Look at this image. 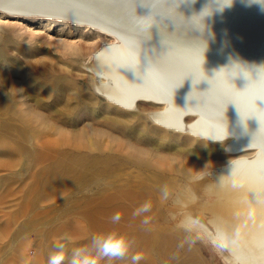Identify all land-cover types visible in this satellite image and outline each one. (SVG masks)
Instances as JSON below:
<instances>
[{"label":"bare ground","instance_id":"6f19581e","mask_svg":"<svg viewBox=\"0 0 264 264\" xmlns=\"http://www.w3.org/2000/svg\"><path fill=\"white\" fill-rule=\"evenodd\" d=\"M0 10L68 19L95 28L110 41L90 53L87 69L108 102L128 112L146 111L143 104L161 106L147 111L160 128L221 144L228 161L202 171L205 178L196 186L205 199H198L188 183L181 189L176 199L183 209L179 226L191 237L211 242L226 263L230 260L219 247L225 244L237 264H264V0H0ZM7 108L8 113L14 109ZM42 144L39 159L31 168L27 163L22 175L29 172L44 178L49 185L43 182L41 188L46 190L66 185L55 180L60 171L56 167L53 175L54 164L70 156L71 147L84 145L75 141L66 144L70 148L53 150ZM105 148L128 157L124 148ZM123 157L94 155L67 166L66 181L102 165L97 182L100 197L86 198L85 207L94 204L102 209L109 202L121 207L129 201L136 210L145 203L140 190L130 198L131 185H118ZM176 165L160 160L152 167L168 173L179 170L189 181L193 179L190 171ZM108 188L116 191L103 195ZM149 196V211L126 220L128 224L141 226L145 218L146 225L155 223ZM196 211L208 215L213 229L195 217Z\"/></svg>","mask_w":264,"mask_h":264},{"label":"rangeland","instance_id":"374dc122","mask_svg":"<svg viewBox=\"0 0 264 264\" xmlns=\"http://www.w3.org/2000/svg\"><path fill=\"white\" fill-rule=\"evenodd\" d=\"M107 41L110 38L87 24L0 10V264H47L53 245L61 234L69 233L72 243L64 262L68 264L71 247L89 246L93 235L109 232L127 237L131 252L124 259L104 258L100 264H132L130 257L135 252L144 256L140 264H237L226 247L218 244L229 263L211 242L191 237L181 228L183 209L176 203L187 183L194 187L198 199L204 200L196 187L205 178L202 171L227 162L229 156L221 150V144L160 128L147 111L161 106L143 104L146 111L128 112L108 102L97 90L98 80L92 82L87 69L90 53ZM7 107L14 109L8 113ZM75 141L84 147L66 145ZM42 143L53 150L71 147L74 152L67 154L69 160L62 158L53 167V175L56 167L60 171L55 180L66 182L63 187L46 190L41 188L44 178L33 177L29 172L22 175L21 169L27 163L31 168L39 159ZM107 145L124 148L128 157L106 149ZM103 154L125 159L120 165L118 185H131L130 198L140 190L141 201L148 202L152 193L151 213L156 218L153 226L128 224L126 220L138 216L129 201L121 207L115 202L102 209L94 204L84 206L86 198L100 197V163L82 177L68 181L64 178L67 166ZM160 160L175 165L180 162L177 165L190 171L193 179L189 181L179 170H153L152 165ZM73 182L74 187L68 185ZM114 189L108 188L102 194H111ZM163 189L165 192L161 193ZM114 213L126 219L112 224L110 217ZM194 215L213 229L207 222L208 215Z\"/></svg>","mask_w":264,"mask_h":264},{"label":"clouds","instance_id":"9594fccd","mask_svg":"<svg viewBox=\"0 0 264 264\" xmlns=\"http://www.w3.org/2000/svg\"><path fill=\"white\" fill-rule=\"evenodd\" d=\"M223 3V0H221ZM231 4H225L230 6ZM224 7V6H223ZM165 195H167L165 193ZM151 205L150 202H145L134 213L139 215L141 212L149 211ZM121 220L119 213H114L110 217L112 224H117ZM148 219L142 220V224H148ZM72 243V237L69 233H63L58 238V242L53 245V251L47 257V264H64L67 259V252ZM226 247L227 245H222ZM131 252V244L127 237L120 233L109 232L95 234L91 238L89 246L84 247H71V259L68 264H100V260L108 258L109 260L124 259L129 256ZM132 264H140V261L144 259L141 252H135L131 254Z\"/></svg>","mask_w":264,"mask_h":264}]
</instances>
